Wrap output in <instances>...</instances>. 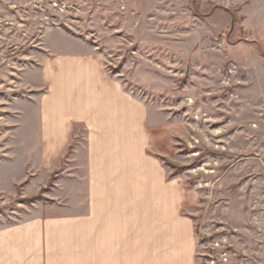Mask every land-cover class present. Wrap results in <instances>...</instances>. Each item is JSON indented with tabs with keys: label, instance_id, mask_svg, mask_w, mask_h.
Masks as SVG:
<instances>
[{
	"label": "rangeland",
	"instance_id": "374dc122",
	"mask_svg": "<svg viewBox=\"0 0 264 264\" xmlns=\"http://www.w3.org/2000/svg\"><path fill=\"white\" fill-rule=\"evenodd\" d=\"M60 55L99 57L142 101L202 264H264V0H0V230L82 188L80 125L62 170L41 159L42 68Z\"/></svg>",
	"mask_w": 264,
	"mask_h": 264
},
{
	"label": "crops",
	"instance_id": "0c3cea01",
	"mask_svg": "<svg viewBox=\"0 0 264 264\" xmlns=\"http://www.w3.org/2000/svg\"><path fill=\"white\" fill-rule=\"evenodd\" d=\"M42 77L41 159L62 170L80 125L84 149L75 144L71 160L82 155L74 168L83 169L82 188L73 184L74 198L55 210L1 229L0 264H202L185 189L161 164L142 101L94 55H60Z\"/></svg>",
	"mask_w": 264,
	"mask_h": 264
},
{
	"label": "trees",
	"instance_id": "16d2710c",
	"mask_svg": "<svg viewBox=\"0 0 264 264\" xmlns=\"http://www.w3.org/2000/svg\"><path fill=\"white\" fill-rule=\"evenodd\" d=\"M69 149H71V145H70Z\"/></svg>",
	"mask_w": 264,
	"mask_h": 264
}]
</instances>
